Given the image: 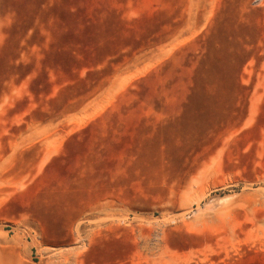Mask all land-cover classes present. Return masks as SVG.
<instances>
[{"label":"rangeland","instance_id":"obj_1","mask_svg":"<svg viewBox=\"0 0 264 264\" xmlns=\"http://www.w3.org/2000/svg\"><path fill=\"white\" fill-rule=\"evenodd\" d=\"M0 264H264V0H0Z\"/></svg>","mask_w":264,"mask_h":264}]
</instances>
